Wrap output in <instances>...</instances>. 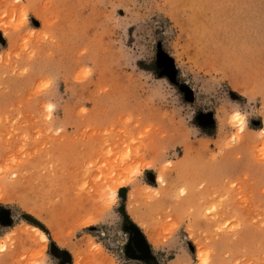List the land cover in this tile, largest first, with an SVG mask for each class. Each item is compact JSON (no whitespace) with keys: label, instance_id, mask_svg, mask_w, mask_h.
<instances>
[{"label":"rangeland","instance_id":"rangeland-1","mask_svg":"<svg viewBox=\"0 0 264 264\" xmlns=\"http://www.w3.org/2000/svg\"><path fill=\"white\" fill-rule=\"evenodd\" d=\"M1 24L0 264H264V0H0Z\"/></svg>","mask_w":264,"mask_h":264},{"label":"bare ground","instance_id":"bare-ground-1","mask_svg":"<svg viewBox=\"0 0 264 264\" xmlns=\"http://www.w3.org/2000/svg\"><path fill=\"white\" fill-rule=\"evenodd\" d=\"M36 11H37V13H38V11L39 10H37L36 9ZM40 16V15H39ZM4 26V24H1L0 25V27H3ZM237 113H239V115L243 118V124L241 125V122H240V120H236V119H234V121L235 122H237L236 123V126H238L239 127V130H240V132H242V131H244V129H245V127H246V123H245V118H244V115L242 114V113H240V112H236L235 114H237ZM261 134H263L264 135V129H262L261 130ZM263 150H264V139H263V148H262ZM107 163V162H106ZM107 166V165H106ZM103 167V166H102ZM101 167V168H102ZM104 168V167H103ZM106 169V168H105ZM116 169H117V167L115 168V166H114V168L112 169V175L111 176H109V178H108V181H110V182H112L113 184H111V183H109V184H111V186H112V192H111V196L113 197V199H114V197H116L117 196V192H118V188H119V186H121V185H124L126 182H127V180L126 179H122L119 175L121 174H119V175H117V171H116ZM107 171V170H106ZM104 173V172H103ZM110 173V174H111ZM107 175V174H106ZM107 181V182H108ZM129 181V180H128ZM157 181L158 182H160V183H164L165 182V178H164V175H163V173H159V175H158V177H157ZM128 183V182H127ZM115 184V185H114ZM149 186V188H153V190L155 189L154 187H151V185H148ZM107 192H108V189L106 190ZM104 193V192H103ZM104 194H106V192L104 193ZM108 195V194H107ZM107 195H106V197H107ZM105 196V195H104ZM24 230H27V231H30L32 234H34L35 236H37V237H39V239L41 240V241H46V240H48V236H47V234L43 231V230H41L38 226H36V225H30V224H28V225H26L25 226V229ZM42 237H47V239L45 240V239H43ZM40 241V242H41ZM3 250H5L6 249V245L5 244H2L1 246H0Z\"/></svg>","mask_w":264,"mask_h":264},{"label":"flooded vegetation","instance_id":"flooded-vegetation-1","mask_svg":"<svg viewBox=\"0 0 264 264\" xmlns=\"http://www.w3.org/2000/svg\"><path fill=\"white\" fill-rule=\"evenodd\" d=\"M129 252L133 253L134 256L140 258H146L148 256L147 249L145 248V246L139 244L135 237L131 240Z\"/></svg>","mask_w":264,"mask_h":264},{"label":"water","instance_id":"water-1","mask_svg":"<svg viewBox=\"0 0 264 264\" xmlns=\"http://www.w3.org/2000/svg\"><path fill=\"white\" fill-rule=\"evenodd\" d=\"M1 38H2V37H1V35H0V39H1ZM26 218H27L28 220L34 222L35 224H38V225L41 226V224H40L35 218H33V217H31V216H26ZM129 228H132L134 231H136V232H138V233L140 232L139 229H138L134 224L130 225ZM58 252H59V249H58L56 246H53V253L56 254V255H58Z\"/></svg>","mask_w":264,"mask_h":264},{"label":"snow or ice","instance_id":"snow-or-ice-1","mask_svg":"<svg viewBox=\"0 0 264 264\" xmlns=\"http://www.w3.org/2000/svg\"><path fill=\"white\" fill-rule=\"evenodd\" d=\"M234 119L240 120L241 125L243 124V118L239 115V113L235 114ZM43 239H47V237H42Z\"/></svg>","mask_w":264,"mask_h":264}]
</instances>
